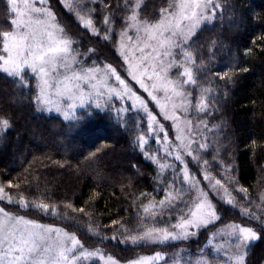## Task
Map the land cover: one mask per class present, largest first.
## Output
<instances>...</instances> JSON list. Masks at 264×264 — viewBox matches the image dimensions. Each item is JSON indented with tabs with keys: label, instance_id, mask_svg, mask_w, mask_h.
Listing matches in <instances>:
<instances>
[{
	"label": "snow or ice",
	"instance_id": "snow-or-ice-1",
	"mask_svg": "<svg viewBox=\"0 0 264 264\" xmlns=\"http://www.w3.org/2000/svg\"><path fill=\"white\" fill-rule=\"evenodd\" d=\"M141 10L140 0H6L11 27L0 30V73L29 90L35 112H55L79 135L98 131L103 120L119 128L138 118L134 127L140 132L134 143L149 161V171L155 170L157 188L127 194L131 206L139 205L142 211L136 212L135 227L120 224L124 231H114L111 240L161 250L129 264H168L163 249L222 221L221 211L229 210L225 204L240 209L241 222L213 232L194 264H249V250L264 243V192L256 199L247 188L238 187L231 160L224 159L226 149L213 147L222 143L216 137L223 125L213 121L220 111L219 97L226 95L215 78L227 87L235 84L237 72L249 68L218 67L216 41L196 46L206 25L220 21L223 28L227 10L228 26L237 28L246 19L244 12L221 0H167L158 17L143 18ZM65 16L74 17L96 38L92 47L81 52L74 46L76 41L61 25ZM101 40L108 53L103 61L96 47ZM14 118L0 108V140L11 136ZM150 140L157 145L155 154L148 148ZM131 168L139 170V164ZM169 169L171 174L165 175ZM33 180L28 171L15 182L0 180V264H83L95 257L103 261L100 248L86 250L76 232L66 230L80 218L61 214L50 197L42 202L33 191L39 180ZM129 184L135 187L132 180ZM159 193L163 195L157 199ZM65 207L77 211L74 205ZM78 211L92 215L86 207ZM36 213L63 220L66 226L41 223L31 218ZM92 235L101 243L109 239L99 231ZM218 236L227 237V248L215 243ZM209 249L214 256L205 258ZM181 254L171 257L172 264H193L179 259ZM107 261L118 264L112 256Z\"/></svg>",
	"mask_w": 264,
	"mask_h": 264
},
{
	"label": "trees",
	"instance_id": "trees-1",
	"mask_svg": "<svg viewBox=\"0 0 264 264\" xmlns=\"http://www.w3.org/2000/svg\"><path fill=\"white\" fill-rule=\"evenodd\" d=\"M221 2L236 5L244 12L245 21L238 28L229 27L228 16L231 12L227 10L223 28L220 21L215 26L206 25L196 46H211L216 41L215 62L218 67L223 69L225 66L238 65L248 67L249 72H237L235 84L227 87L215 78L220 92L226 95L219 97L220 111L213 121L223 125L216 137L222 143L214 144L213 147L226 149L224 159L231 160L235 170L233 176L239 179L237 186L247 188L249 194L258 199L260 192H264V172L261 171L264 169V0ZM109 3L114 4L116 0H109ZM120 3L123 4V0ZM140 3L141 16L150 18L151 15L159 16L160 7L166 5L167 0H140ZM5 4L6 0H0V30H4L6 26L11 27L8 14L4 11ZM99 7L103 9V5ZM70 18L72 17H62V26L76 41L74 46L84 52L93 46L96 38L86 34V30L76 22L71 23ZM121 18L117 16V19ZM103 44L100 41L96 45L97 50L102 53L101 61L108 54ZM246 48L251 51L245 52ZM204 50L206 52L207 47ZM27 75L29 79H33L30 73ZM0 108L15 114L16 125L7 140H0V180L8 177L15 182L21 174L31 172L33 183H36L35 178L39 180V188L33 191L42 202H48L45 197H50L51 203L59 206L61 214L80 218L79 222H71L72 227L66 230L76 232L88 251L100 248L105 256H112L125 264L139 256L152 255L155 250H161L154 249L151 245L136 247L131 243L124 245L111 240L114 231H124L120 224L135 227L136 212L142 211L139 205L131 206L132 201L127 194L135 191L138 196L141 191L150 192L157 188L154 183L155 170L149 171V161L143 158L134 143L140 132V129L134 127L138 118H133L127 126L119 128L114 121L103 120L98 124V131L88 136L79 135L70 123L63 122L62 117L35 112L30 105L29 90L22 89L2 73ZM129 115L135 117L133 113ZM156 147L155 140H150L148 148L154 154ZM92 152H97V155L91 156ZM136 163L139 164V170L131 168ZM132 172L137 174L133 176ZM170 174L171 170H166L165 175ZM129 180L134 182L135 187L129 184ZM8 191L15 192L16 189ZM162 195L159 193L156 198L159 199ZM66 204L74 205L77 211L73 212L71 207H65ZM81 207H86L92 215L80 213L78 210ZM223 207L229 210L226 213L221 211L223 219L215 226L201 230L195 239L178 242L163 249L168 264H172L171 257L178 252L182 253L179 259L184 262L191 260L194 264L201 258L200 253L205 248L209 234L225 224L241 222L238 207ZM19 214H23V211ZM31 218H38L39 222L45 224L66 226L65 221L43 213H36ZM112 220H117L118 223L113 225ZM96 231L109 239L101 243L100 237L92 235ZM212 257L213 254L208 253L205 258ZM248 259L249 264H264V243L253 245Z\"/></svg>",
	"mask_w": 264,
	"mask_h": 264
},
{
	"label": "rangeland",
	"instance_id": "rangeland-1",
	"mask_svg": "<svg viewBox=\"0 0 264 264\" xmlns=\"http://www.w3.org/2000/svg\"><path fill=\"white\" fill-rule=\"evenodd\" d=\"M72 18H73V20H72ZM72 18H70V22L72 23V22H76L78 25H79V23H78V21L74 18V17H72ZM122 19V18H121ZM101 24H102V21L100 22ZM61 25H62V23H61ZM81 28V27H80ZM83 29V28H82ZM83 30H85V29H83ZM102 42H104L103 40H101ZM138 90V89H137ZM146 95V94H145ZM153 107H155L154 105H153ZM77 110H79V109H77ZM49 114H54V115H57L55 112H53V113H49ZM165 123H168V122H165ZM173 139H174V136H173ZM16 153V151L14 152V154ZM203 177L201 176V179H202ZM226 205V204H225ZM227 206H230V205H227ZM231 208H233L232 206H230ZM203 230V229H202ZM211 235L212 234H209V237H208V240H209V238L211 237ZM196 236L197 235H194V236H192L190 239L192 240V239H195L196 238ZM208 240H207V242H208ZM188 241V240H187ZM182 242H186V241H182ZM206 242V243H207ZM215 243L216 244H224V246H225V248H227L228 247V240H227V237H224V238H221V237H217L216 238V241H215ZM208 253H212L213 254V256H214V253H213V251L210 249L209 251H208ZM104 257H105V259L103 260V261H101L100 259H99V257H95V258H90V259H88V260H85L84 262H83V264H108V261H107V257L108 256H105L104 255ZM135 259H137V258H135ZM134 260V259H133ZM118 264H124V263H121V262H118ZM125 264H129V262L128 263H125Z\"/></svg>",
	"mask_w": 264,
	"mask_h": 264
}]
</instances>
